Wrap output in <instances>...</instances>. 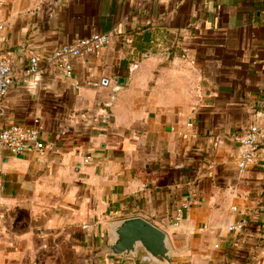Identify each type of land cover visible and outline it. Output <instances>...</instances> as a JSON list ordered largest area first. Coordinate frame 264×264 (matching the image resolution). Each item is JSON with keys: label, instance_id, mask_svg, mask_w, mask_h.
Returning <instances> with one entry per match:
<instances>
[{"label": "crops", "instance_id": "1", "mask_svg": "<svg viewBox=\"0 0 264 264\" xmlns=\"http://www.w3.org/2000/svg\"><path fill=\"white\" fill-rule=\"evenodd\" d=\"M0 27L17 70L113 36L71 78L42 60L0 101V130L37 118L44 144L1 152L0 264L101 250L133 217L168 235L173 264H264V143L238 169L240 137L264 131V0H3ZM143 256L96 257L154 264Z\"/></svg>", "mask_w": 264, "mask_h": 264}, {"label": "built area", "instance_id": "2", "mask_svg": "<svg viewBox=\"0 0 264 264\" xmlns=\"http://www.w3.org/2000/svg\"><path fill=\"white\" fill-rule=\"evenodd\" d=\"M2 6L3 0H0V9ZM112 37L110 33L93 34L89 38L75 40L71 44L59 46L42 58L33 54L29 58L26 67H22L20 70L13 69L7 58L0 57V101L8 94L9 89L15 82L22 85L30 84L40 73V61L42 60L48 73L59 75L63 78H71L73 76V62L89 57L98 58L109 45ZM88 84L93 87L99 85L93 82ZM42 132L43 126L37 118L33 119L31 125L28 126L10 125L3 128L0 130V157L3 150L8 151L13 156L33 150H44V144L40 140ZM262 143H264V131L255 127L240 137L239 144L243 150L238 164L240 172H243L248 165L254 162L256 152ZM2 191L3 185L0 182V197ZM233 210L235 211L236 209L234 208ZM236 228L240 229L241 225L237 224L234 226V229Z\"/></svg>", "mask_w": 264, "mask_h": 264}, {"label": "water", "instance_id": "3", "mask_svg": "<svg viewBox=\"0 0 264 264\" xmlns=\"http://www.w3.org/2000/svg\"><path fill=\"white\" fill-rule=\"evenodd\" d=\"M123 84L124 79L119 78L112 90V100ZM139 253L144 254L142 261L145 263L173 264L168 235L149 221L133 217L110 224L109 240L97 256L125 260L128 257L138 258Z\"/></svg>", "mask_w": 264, "mask_h": 264}, {"label": "rangeland", "instance_id": "4", "mask_svg": "<svg viewBox=\"0 0 264 264\" xmlns=\"http://www.w3.org/2000/svg\"><path fill=\"white\" fill-rule=\"evenodd\" d=\"M99 251L80 249L71 252L68 249H63V260L61 259L62 262L60 260L58 264H116L108 259L97 258Z\"/></svg>", "mask_w": 264, "mask_h": 264}]
</instances>
